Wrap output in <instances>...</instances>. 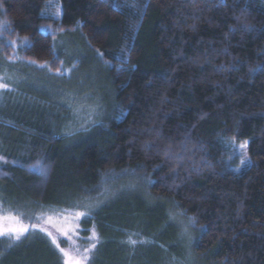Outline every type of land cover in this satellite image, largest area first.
<instances>
[{
  "label": "trees",
  "instance_id": "16d2710c",
  "mask_svg": "<svg viewBox=\"0 0 264 264\" xmlns=\"http://www.w3.org/2000/svg\"><path fill=\"white\" fill-rule=\"evenodd\" d=\"M51 1L0 0V56L58 72L56 37L78 33L109 66L113 108L71 145L62 104L0 114L4 205L82 207L136 186L81 221L101 239L89 264H132L146 241L181 259L179 214L205 264H264V0H58L60 18ZM41 233L0 237V264H62Z\"/></svg>",
  "mask_w": 264,
  "mask_h": 264
},
{
  "label": "rangeland",
  "instance_id": "374dc122",
  "mask_svg": "<svg viewBox=\"0 0 264 264\" xmlns=\"http://www.w3.org/2000/svg\"><path fill=\"white\" fill-rule=\"evenodd\" d=\"M46 13L53 18H60L61 6L59 1L52 0L48 3ZM20 44L22 42L14 43V47L18 48ZM55 49L63 61L58 72H52L46 64L17 59L6 60L0 56V85H7V88L0 87V114L11 113L12 115L28 116L35 109L42 108L41 102L55 101L62 104L69 109V120L71 119L73 122L72 125L68 126L71 134H65L67 145H71L86 139L85 137L89 136L96 124L108 119L113 108L115 89L109 75L108 64L101 55L97 53L96 55L91 48H88L78 33L66 31L60 33L55 40ZM234 148L236 153L240 155V159L241 153L248 157L246 148H241V144L234 145ZM0 161H3L2 157H0ZM30 169L33 172L43 171L39 164L30 167ZM136 191V186L120 187L105 194L102 201L93 203L87 200L82 207L39 205L33 207L28 205L23 208L18 207L23 205L17 203L10 204L11 206L8 207L4 205V201H12L8 200L7 197H0V215L14 214L20 218L24 226L29 228L20 240L30 233L42 232L41 234L59 250L62 264H65L64 254L53 242V237L56 238L60 248H64L74 255L77 254V249L81 254L85 249H91L88 253L90 258L101 240L94 227L84 228L82 226L81 221L88 215L77 217L76 213L91 214L109 200L136 193ZM178 216L172 218L176 227L179 228L184 243H180L176 257H183L168 261L172 258L169 249L156 248L154 242L146 241L132 254V258H136L132 264H157V257L159 260H163L161 264H205L196 258L193 252V243L189 242L190 238H193L192 225L181 214ZM48 217H52L51 222H48ZM0 223H5L9 227L18 226L12 221ZM42 228L50 231L52 236L41 231ZM61 229L67 231L68 236L63 235ZM93 231L98 239L93 238ZM38 239V235H31L25 243L32 244ZM11 241L18 242L12 239ZM92 244H95V248H92Z\"/></svg>",
  "mask_w": 264,
  "mask_h": 264
},
{
  "label": "snow or ice",
  "instance_id": "6c2138e0",
  "mask_svg": "<svg viewBox=\"0 0 264 264\" xmlns=\"http://www.w3.org/2000/svg\"><path fill=\"white\" fill-rule=\"evenodd\" d=\"M0 87L7 88L6 84L0 85ZM241 148H246L245 145H241ZM250 161L246 154L241 153V164L247 166ZM90 213H83L79 212L76 213L77 217L89 215ZM2 221H12L15 225L14 227H9L5 223H0V237H8L12 239L13 241H19L21 236L29 230L27 226H24L22 222L20 221V218L14 214H8V215H0V222ZM52 221V217H48V222ZM41 231L47 232L49 236H52V233L48 231L46 228H42ZM63 232V235L68 236V232L61 229ZM93 238L98 239L96 237L95 232L93 231ZM53 242L56 243V246L60 249V251L64 254L65 257V264H88L89 255L88 253L91 251V249H85L84 252L81 254L79 253V249H77V254H72L71 252L65 250L64 248H60L59 243L56 242V238L53 237ZM130 243L135 244V240H131ZM92 248H95V244H92Z\"/></svg>",
  "mask_w": 264,
  "mask_h": 264
}]
</instances>
